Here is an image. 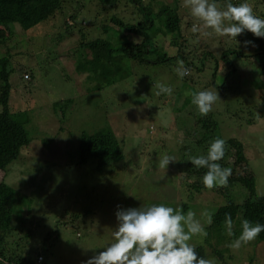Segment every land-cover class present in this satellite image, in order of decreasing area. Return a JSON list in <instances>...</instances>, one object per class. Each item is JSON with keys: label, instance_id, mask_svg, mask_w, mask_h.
Masks as SVG:
<instances>
[{"label": "rangeland", "instance_id": "1", "mask_svg": "<svg viewBox=\"0 0 264 264\" xmlns=\"http://www.w3.org/2000/svg\"><path fill=\"white\" fill-rule=\"evenodd\" d=\"M232 1L247 2L255 15L264 18V0ZM142 3L150 5L154 12L161 5L177 9L178 41L180 48L184 45L180 52L196 66L203 52L216 57L219 61L216 84L226 79L227 72L236 70L238 85L235 79L230 83L229 76L230 88L226 93L212 87L206 90L217 92L219 97L212 109L220 111L216 114L220 125L217 135L225 141L236 139L243 145L255 179L258 209L264 211V77L260 74L261 65L251 57L259 52L260 45L264 48V38L254 41L251 33L245 31L236 38L237 43L208 34L211 30L204 28L193 34L190 29L197 21L184 6V0H142ZM217 5L223 8L220 3ZM112 18L123 24H136L141 15L126 0L113 9L103 7L97 0H62L61 9L53 17L27 31L13 17L0 22V56L7 53L13 67L9 108L13 115L25 116L29 138L18 158L0 170V182L19 195L14 208L13 235L7 240L15 248L16 241L28 235L27 243L23 237L16 243L19 248L15 251L25 252L32 261H37L40 254L45 264H86L114 242L118 210L163 203L182 208L185 213L195 212L207 231L208 224L201 212L205 209L215 212L226 203L220 187L206 189L196 176H188L189 157L205 155L207 151L197 145L204 130L195 106L190 103L183 111L177 106L181 105L176 102L177 92L181 91L180 62L152 68L131 63L133 74L129 79L100 92L95 91L97 78L89 73L92 69L88 65L82 71L78 69L84 59L90 58L88 50L81 46L83 43L97 38H110L112 44L140 43L138 36L117 28ZM112 28L118 32L114 34ZM152 40L159 50L176 55L178 50L171 35L158 28ZM245 41L251 43L246 45ZM224 52L229 65L220 59ZM214 65L215 61L206 63L200 79L194 72L188 73V78L195 80V88L212 82L209 68ZM23 69L31 72L30 83L20 79ZM156 84L171 86L173 94L160 95L158 99ZM150 92L154 93V101L150 100ZM118 94L121 98L115 97ZM67 99L73 104L62 118L53 104ZM116 99L122 101L117 103ZM107 126L120 142L123 160L100 170L95 169L96 162L81 164V134L92 135ZM164 155L176 159L167 169L158 166ZM229 156V163H233L231 153ZM228 194L235 203L248 197L240 186L230 188ZM232 231L234 235L230 237L227 229L225 232L221 229L218 239V233L208 229L202 243L199 237H193L190 243L202 246L206 259H214L215 264H264V240L256 238L247 246L232 250L228 244L240 235L241 227L235 223Z\"/></svg>", "mask_w": 264, "mask_h": 264}, {"label": "trees", "instance_id": "2", "mask_svg": "<svg viewBox=\"0 0 264 264\" xmlns=\"http://www.w3.org/2000/svg\"><path fill=\"white\" fill-rule=\"evenodd\" d=\"M120 1L121 0H97L100 5L110 9L115 8ZM126 1L136 7L138 13L141 15V19L136 24H123L120 20L115 18H112L111 21L115 22L117 28H123L127 33L138 36L141 39L140 43L117 41L115 44H112L110 38H97L93 41L81 44L82 48L88 50L90 58L84 59L80 67L78 66V69L82 71L85 65H88L92 69L89 73H92L97 78L95 91L100 92L104 88L111 87L118 82H124L129 79L133 74L131 63L150 66V68H152L160 65L169 66L173 62H182L183 68H187L189 72H194L200 79L199 76H202L206 69V63L215 61L214 68H209L212 69V72L210 71L212 82L210 81L209 84H205L202 88H195V80L189 79V75L182 78V81H180L181 91L177 92L176 95V102H181V105H177L181 111L190 103L192 104V96L195 93L209 89L207 87H212V89L220 93H226L225 91L229 90V84L232 83L234 79L238 85L239 79L236 76L235 69L225 74L226 79L221 84L215 83V78L218 76L217 68L219 61L211 53L203 52L201 56L197 58L196 61L199 63V66H196L191 58L182 55L180 51L183 49L184 45L180 48V42L178 41L180 35V17L176 8H171L168 5H161L158 11L154 12L151 6L144 5L142 0ZM216 2L220 3L223 7L227 2H231L234 5L242 3L241 1L233 2L232 0H216ZM61 7L62 0H0V22L13 17L20 28L27 31L38 24L46 23L61 9ZM156 22H160L161 25L157 27L155 25ZM158 28L162 30V32L164 31L166 35L172 36V44L178 50L175 56L168 55L164 50H159L158 47L154 45L152 38L156 35ZM104 30L108 31L107 28H104ZM112 32L116 34L118 30L113 29ZM251 35L254 41H259L252 33ZM3 42L4 39H2V43ZM150 56H152V58H150ZM223 56L220 57V59L223 60L222 63L229 65V59L225 55V52ZM237 56L244 57L241 53H237ZM251 57H254L261 65L260 74L264 77V48L262 45H260L259 52L252 54ZM12 72L13 67L10 64L7 53L5 56H0V170H4L9 164L15 161L21 149L26 147L29 143L28 133L24 127L25 116H15L10 112L9 108V78ZM229 76H231L230 83L227 81ZM27 77H29V80H26ZM20 79L30 83L32 79L31 72L23 69ZM115 97L121 98L119 94L117 96L115 95ZM159 98L160 96L158 99ZM155 99L154 93H152L150 100L154 101ZM115 101L120 103L122 100L116 99ZM128 102L126 103L129 105ZM72 104L73 101L67 99L54 103L53 109L59 112L58 114L60 117L64 118ZM218 110L211 111L206 117H201L198 120V122L202 124L201 128L204 130V133L198 136L199 142L197 145L202 147L203 151H207L209 143L214 138H222L220 135H217L220 126L216 120V114L220 112ZM151 112L152 111H150L149 114L152 115ZM177 112L178 109H175V113ZM120 122L121 121H119V125ZM79 152V162L81 164H85L88 161L96 162L95 169L97 170L111 163L121 162L124 158L120 142L110 126L102 128L92 135L82 133L79 141ZM230 153L233 163H229ZM219 163L222 167L231 168L232 174L229 177L227 186L220 187L221 190L224 191L221 194L226 198V203L215 210L212 223L207 227V232L208 229H210L218 233V239L221 229H223L224 232L226 231L224 225L225 214H230L233 224L236 223V225L240 227L243 219H248L253 223L259 222L264 224V211L258 209L259 204L255 192V179L252 171L249 169L242 143L233 138L227 139L225 157L219 161ZM188 167H191V170H187L188 176H196L197 180L202 181L201 178L206 172V169L198 170L192 166L191 163ZM234 186L242 187L248 194V197L242 203H235L228 196V190ZM18 197L19 195L14 189L0 182V258L6 260L7 264H36L37 261H32L25 252L17 253L15 251L16 248H19L16 243L23 237L26 239L24 243H27L29 239L28 235H23L19 238L15 243V248L13 247L14 249L7 240L9 235L10 237L13 235L11 230L14 228L12 225L13 215L14 208L19 201ZM25 198L26 196H24V200ZM257 240H264V232L259 234ZM12 243L14 244V242ZM196 251L199 256L206 259L202 246H196ZM39 257L42 256L39 254ZM42 259H44V257H42ZM44 262L45 261H43V264H45Z\"/></svg>", "mask_w": 264, "mask_h": 264}, {"label": "clouds", "instance_id": "3", "mask_svg": "<svg viewBox=\"0 0 264 264\" xmlns=\"http://www.w3.org/2000/svg\"><path fill=\"white\" fill-rule=\"evenodd\" d=\"M184 6L189 9L193 23L190 31L198 33L201 28L211 30L208 34L234 39L245 31L254 37L264 38V18L254 14L247 2L234 5L227 2L223 8L218 7L216 0H184ZM237 41V40H236ZM238 43V41H237ZM246 45L251 41H245ZM181 66H182V62ZM187 68L178 69V75L183 78L188 75ZM156 95L171 96L173 88L164 84H156ZM219 99L218 93L202 90L192 96V104L201 117L207 116L213 105ZM226 141L214 138L208 145L205 155L191 156L189 162L196 169H206L202 176V184L206 189L227 186L232 174L231 168L222 167L219 161L225 157ZM176 159L164 155L159 160V167L167 169ZM214 212L205 209L201 217L206 224L212 223ZM118 222L113 232V240L103 251L94 255L86 264H215L214 259H205L198 255L196 246L190 241L199 237L201 243L208 233L196 213L182 208H174L165 204H153L137 209L118 210ZM224 225L228 235L233 236V220L230 214H225ZM261 232L264 224L241 221L240 235L228 244L232 250H239L254 241ZM0 264L7 261L0 258Z\"/></svg>", "mask_w": 264, "mask_h": 264}, {"label": "built area", "instance_id": "4", "mask_svg": "<svg viewBox=\"0 0 264 264\" xmlns=\"http://www.w3.org/2000/svg\"><path fill=\"white\" fill-rule=\"evenodd\" d=\"M36 264H43V259H42V257H39V258H38Z\"/></svg>", "mask_w": 264, "mask_h": 264}]
</instances>
